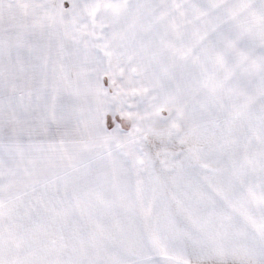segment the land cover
Returning <instances> with one entry per match:
<instances>
[{"label": "snow or ice", "instance_id": "snow-or-ice-1", "mask_svg": "<svg viewBox=\"0 0 264 264\" xmlns=\"http://www.w3.org/2000/svg\"><path fill=\"white\" fill-rule=\"evenodd\" d=\"M0 264H264V0H0Z\"/></svg>", "mask_w": 264, "mask_h": 264}]
</instances>
